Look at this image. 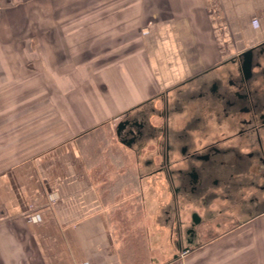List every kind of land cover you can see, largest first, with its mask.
Returning a JSON list of instances; mask_svg holds the SVG:
<instances>
[{"label":"crops","instance_id":"crops-1","mask_svg":"<svg viewBox=\"0 0 264 264\" xmlns=\"http://www.w3.org/2000/svg\"><path fill=\"white\" fill-rule=\"evenodd\" d=\"M94 3L77 14L68 4L62 16L51 13L52 0H0V264H264V214L204 246L176 245L169 240L173 214L166 222L167 207L156 228L150 226L144 182L135 187L125 174L120 188L102 187L95 153L107 121L140 101L134 87L154 85L147 81L154 69L144 55L148 39L157 45L171 39L182 55L186 28L200 68L218 64L264 40V0ZM151 17L162 25L150 27ZM119 21L134 25L142 38L139 58L91 69L81 62L74 69L73 58ZM173 62L175 68L183 63ZM39 79L64 94V126L38 128ZM118 80L125 96H118ZM90 151L93 160L85 157Z\"/></svg>","mask_w":264,"mask_h":264},{"label":"flooded vegetation","instance_id":"flooded-vegetation-1","mask_svg":"<svg viewBox=\"0 0 264 264\" xmlns=\"http://www.w3.org/2000/svg\"><path fill=\"white\" fill-rule=\"evenodd\" d=\"M198 62L171 86L134 85L140 101L107 121L115 140H101L95 152L102 187L162 178L171 198L166 222L173 214L169 240L196 247L264 214V40L218 64ZM214 195L243 205L219 210L227 219L216 222V213L205 215ZM184 202L195 207L188 220Z\"/></svg>","mask_w":264,"mask_h":264},{"label":"rangeland","instance_id":"rangeland-1","mask_svg":"<svg viewBox=\"0 0 264 264\" xmlns=\"http://www.w3.org/2000/svg\"><path fill=\"white\" fill-rule=\"evenodd\" d=\"M69 2V1H67ZM95 2V0H73L69 3H66L64 0H62L60 3L57 1V4L59 5L56 7V2L52 0V10L51 13L53 15L59 14L64 15V13H68L66 11L68 9V4H73L71 11H74L73 14H77V9L81 7H88V10H92V4ZM95 4V3H94ZM43 12V11H42ZM44 13V12H43ZM48 13V12H47ZM50 13V12H49ZM64 20V19H63ZM104 21V19H102ZM97 23V22H96ZM99 23H97L98 25ZM96 25V26H97ZM158 25H162L160 22L158 24L157 19L150 18V27H156ZM111 32L103 33L100 35V37H97L92 46L90 45V49L87 51H84L82 54H78L73 58V65H71L74 69L77 68V64H80L81 62H85L84 64L86 67H89L90 69L92 66L100 65L105 62L109 61H115L116 64L119 66V64H124L127 62H134L136 58H139L140 54L144 52L145 48L142 46V38H140L137 35V30H135V26L132 24L123 23L122 21H119L116 26ZM140 31V30H139ZM182 39L179 40L183 44V51L184 53H181L180 55L178 53V49L173 48V45L171 44V39H160V45H157V40L151 38L149 40V52H144L145 56L148 55V58L151 59V61H154V69L152 71L148 72V83H152V79L155 81L159 80L162 85L165 87L171 86L172 84L176 83L178 80L184 79L181 77L184 76L185 78L189 76L190 74V63L194 62L196 59L199 61L198 55L195 54L194 48L189 47V44L191 40L188 37V31L186 28L182 29ZM176 45V44H174ZM147 57V56H146ZM64 58V57H63ZM173 61L182 63L180 67H174L172 64ZM200 62V61H199ZM198 62V63H199ZM184 66V67H183ZM183 67V70L178 71V68ZM181 78V79H180ZM177 79V80H176ZM91 80V78H90ZM49 81V80H48ZM50 82V81H49ZM38 80L37 83V95H36V106H37V121H38V128H47V127H58L63 125L64 126V120L61 119L60 111L62 110L60 103V98H64V94L61 95L59 92V89H57L54 86H51V82L47 83ZM91 83V82H90ZM89 85V84H88ZM154 85H149L150 88H152ZM117 87H118V96L123 95L125 96V88L122 85L121 81H117ZM156 87V85H155ZM32 89V88H31ZM154 89V88H152ZM24 88H22V91ZM28 90V89H26ZM75 91L76 88H73ZM32 98V97H31ZM28 102L27 104H29ZM34 103V101H31V104ZM121 108V107H120ZM119 107L116 109L119 110ZM177 116V115H176ZM72 121V120H71ZM70 121L68 120V123ZM62 123V124H61ZM112 123H107L106 125L101 128L99 135H101V140L103 142L111 143L114 142V126ZM39 130V129H38ZM98 134V132H96ZM86 158H91V160L94 159L93 151L88 152V155ZM92 175L96 179V173L94 171V165L92 167V161L90 164ZM170 188V186H169ZM145 193V199H146V214L148 213L151 215L149 220V225L156 228V217L161 216V220L163 218L162 216V207H165V203L169 201V189L166 188L165 182L162 178L159 180H154L149 178V180L144 181V185L142 187ZM171 190V189H170ZM107 201V200H106ZM184 212L183 216L185 220H188L189 213L197 208H204L203 204L200 202V200L196 201L195 207L193 205H188L186 202H184ZM242 202L237 201L236 199H233L232 201H225L223 198L214 195V198L211 199L210 205L205 209V215L208 214V212L216 213L219 210L224 209H230V210H238L240 206H242ZM227 211V210H226ZM219 218L215 219L216 222L219 223H226L227 214H217ZM142 221L145 222L143 218H141ZM219 237V236H218ZM167 235L164 237V243L166 245V248L171 250V246L168 244ZM216 239V238H214ZM168 241V242H167ZM208 243V242H207ZM206 244V243H205ZM204 244V245H205ZM203 245V246H204ZM169 253V251H167ZM167 257V253H166ZM165 257V258H166ZM168 258V257H167ZM166 258V259H167Z\"/></svg>","mask_w":264,"mask_h":264},{"label":"trees","instance_id":"trees-1","mask_svg":"<svg viewBox=\"0 0 264 264\" xmlns=\"http://www.w3.org/2000/svg\"><path fill=\"white\" fill-rule=\"evenodd\" d=\"M133 185H134L135 187L138 186V184H137V180H136V179L133 180ZM118 191H119V190H118Z\"/></svg>","mask_w":264,"mask_h":264},{"label":"water","instance_id":"water-1","mask_svg":"<svg viewBox=\"0 0 264 264\" xmlns=\"http://www.w3.org/2000/svg\"><path fill=\"white\" fill-rule=\"evenodd\" d=\"M124 129V126H122V130ZM124 131V130H123Z\"/></svg>","mask_w":264,"mask_h":264}]
</instances>
